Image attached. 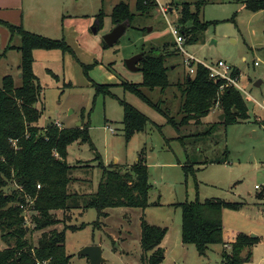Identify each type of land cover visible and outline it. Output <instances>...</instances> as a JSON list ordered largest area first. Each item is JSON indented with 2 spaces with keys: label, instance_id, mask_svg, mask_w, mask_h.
<instances>
[{
  "label": "rangeland",
  "instance_id": "obj_1",
  "mask_svg": "<svg viewBox=\"0 0 264 264\" xmlns=\"http://www.w3.org/2000/svg\"><path fill=\"white\" fill-rule=\"evenodd\" d=\"M154 2L155 8L149 15L136 14L132 26L120 41L108 48L102 37L115 27L110 21L115 6L126 3L134 12L135 0H22L23 30L45 39L64 41L70 48V52H33L32 72L42 89V115L38 128L58 122L63 128H80L81 114L83 122L89 121L90 125L88 135L94 151L89 143H77L68 148L67 162L79 167L72 173L75 179L69 192L79 198L96 193L102 176L99 162L113 170L129 167L138 158L148 167V180L152 185L148 198L150 205L144 210L114 207L105 210V217L98 219L95 210L83 209L87 200L84 197L78 200L80 208L72 209L64 216L55 213L61 223L51 230L60 232L68 226L83 227L75 232H65V250L71 256L68 264H88L87 258L77 256L84 246L100 247L104 264H144L140 248L142 221L166 228L161 248H166L167 253L162 264H224L225 254L236 255L241 264H264V131L258 124L264 119L263 13L249 12L239 0ZM184 4H191L192 8L198 4L201 8L199 20L208 23L205 32L197 33L195 37L187 36V42L182 44L184 52L193 55L199 63L213 66L221 61L239 72L236 77L239 89L232 88L246 103L247 120L238 124L221 123V110L216 104L197 128L178 134L166 124V118L119 86L127 82L141 83L140 72L126 69L128 58L142 50L162 49L168 55L165 65L171 87L163 91L143 88L142 92L151 103L168 110L170 117L180 119L181 93L175 85L193 74L184 64L185 54L177 49L170 27H178ZM161 7L166 8L165 16ZM171 8L173 10L169 12ZM99 14L102 15V26L95 19ZM0 20L5 21L2 17ZM95 21L98 31L93 34ZM135 28L146 29V32ZM148 28H151L149 33ZM20 44L18 36L10 41L7 28L0 25V86L5 76H11L16 85L20 84L21 58L15 49ZM9 46L15 48L7 49ZM89 66L91 68L84 72L83 67ZM257 81L261 82L259 87H255ZM95 83L113 85L114 97L95 96L92 85ZM120 101L130 104L149 119L144 131L134 134L129 142L123 135ZM78 123L80 126L76 127ZM211 123L221 125H216L212 136H199ZM180 136H190L184 139L185 148L178 140ZM97 155L100 157L98 162ZM215 160L225 162L210 163ZM187 163L194 176L191 172L185 175L182 167ZM12 189L8 187L5 191ZM196 195L201 201L212 198L241 204L239 211H222L223 227L226 232L232 229L250 237L254 235L262 242L236 254L230 247H224L229 246V240L224 245H212L205 255H199L193 246L183 245L178 206L194 202ZM40 233H29L34 245ZM5 247L0 238V251Z\"/></svg>",
  "mask_w": 264,
  "mask_h": 264
},
{
  "label": "trees",
  "instance_id": "obj_2",
  "mask_svg": "<svg viewBox=\"0 0 264 264\" xmlns=\"http://www.w3.org/2000/svg\"><path fill=\"white\" fill-rule=\"evenodd\" d=\"M246 10L251 13L262 12L264 19V0H239ZM134 12L128 5L120 3L115 6L110 21L114 26L124 24L125 21L131 27L138 16H148L150 10L155 8L154 0H135ZM172 9V8H171ZM200 6L192 8L191 4L181 7L178 18L177 30L187 42V36L195 37L197 33L206 31L208 23L199 20ZM173 10V9H172ZM171 10V11H172ZM102 15L96 16V21L102 26ZM0 25L5 26L9 32L10 41L14 36L20 39V46L15 48L21 58L19 72L20 84L16 85L11 76H5L0 86V238L6 247L0 251V264H68L71 256L66 254V231L75 232L83 227L68 226L60 232L52 229L60 224L55 213H62L80 208L76 194L69 192V187L74 181L72 173L76 166L67 163V149L75 143H89V121L83 122L80 128H58L56 124H48L45 128H38L37 123L42 115L40 109L42 89L37 83V78L32 72L34 63L33 52L61 51L70 52V48L64 41H53L38 35L25 32L20 25H11L0 20ZM146 32L145 29H137ZM264 34V29H263ZM105 45V44H104ZM166 47V46H165ZM7 49H14L9 46ZM164 49V47H163ZM161 49L151 48L140 52L143 59L140 62L139 71L142 76L141 83H121L124 92H130L142 103L152 107L157 114L166 118V124L170 125L176 133L183 134L202 124L212 109L218 104L224 117V124H238L241 120H247V106L242 96L232 87H226L220 93L222 82H216L209 77V70L200 64H192L195 72L186 76L182 83L177 82L181 93V103L178 111L180 119L170 117L168 110H162L142 92L143 88L166 90L171 87L169 83V70L165 65L168 55ZM93 67V66H92ZM91 67H83L87 72ZM239 72L233 70L232 77L236 78ZM95 88V96H113L112 86L92 84ZM123 109V135L129 140L136 133L143 132L149 119L139 113L130 104L120 101ZM211 123L201 137H209L214 134L216 125ZM258 124L264 131V119ZM190 136H180L178 140L185 148L184 139ZM199 141V140H197ZM90 148L94 151L92 144ZM96 161H100L99 155ZM223 161H211L219 163ZM102 169V176L98 182L96 193L89 195L83 209H93L97 212L98 219L105 217V210L114 207L135 208L144 210L149 203V193L152 185L149 183V171L145 162L138 158L129 166L117 169H109L98 163ZM185 175L192 172L189 163L182 167ZM40 186V189L37 187ZM12 187L11 192L5 189ZM197 187V185H196ZM194 202L179 204L181 214V243L193 246L199 255H205L207 250L216 244H223L222 211H239L241 204L224 202L219 199L201 201L197 195ZM27 200L33 202L28 211L31 227L25 225L23 211L20 206L27 204ZM51 230V231H49ZM41 232V236L34 245L30 240L31 232ZM140 248L141 259L144 264H162L164 251L160 247L167 231L145 222L140 224ZM261 238H251L247 234L234 233L230 238L229 247L233 254L245 247L259 244ZM224 264H241L236 260V255H223Z\"/></svg>",
  "mask_w": 264,
  "mask_h": 264
},
{
  "label": "built area",
  "instance_id": "obj_3",
  "mask_svg": "<svg viewBox=\"0 0 264 264\" xmlns=\"http://www.w3.org/2000/svg\"><path fill=\"white\" fill-rule=\"evenodd\" d=\"M161 12L165 16L166 15V8L164 9L161 7ZM171 33L173 35V38H175V44L177 46V49L182 53L185 54L184 58V64L190 69V73L193 74L195 72L194 67H192V64H200L205 69L209 70V77L215 81L222 82L223 86L220 87V90H224L225 87H235L239 89V86L237 83V78L232 77L233 69H231L229 66H227L224 62H217L215 65H205L203 63L197 62V60L193 57V55H188V53L184 52L182 44L185 42V39L182 38V36L179 34L177 28L172 29L170 27ZM56 126L61 129V125L59 123H56ZM109 131L112 133L113 129H109ZM40 189V186L37 187ZM255 189H258L257 186H255ZM27 204L21 205L20 208L23 211V218L25 219V225L30 227L29 224V218H28V211L30 207L32 206L33 202L30 200L26 201ZM226 248H229V246L224 245ZM36 264H45V262H37Z\"/></svg>",
  "mask_w": 264,
  "mask_h": 264
},
{
  "label": "water",
  "instance_id": "obj_4",
  "mask_svg": "<svg viewBox=\"0 0 264 264\" xmlns=\"http://www.w3.org/2000/svg\"><path fill=\"white\" fill-rule=\"evenodd\" d=\"M172 9H169V12H171ZM96 26H93V34L97 33L98 31V24H96V21L94 23ZM129 24L125 21L124 24L116 25L108 34H105L102 37V40L104 41L105 45L110 48L117 44L120 41V38L124 36L126 33V30L128 29ZM147 32H151V28L147 29ZM143 55L137 54L131 58H128L127 61H125V67L130 72H140L138 68V64L142 61ZM21 74L19 75V77ZM260 81H257L255 83V87H259L261 84ZM224 117L222 115L219 116V121L222 122ZM80 126V123L76 127ZM253 239L256 238V236H251ZM77 256L80 258H87L88 264H104L105 260L102 256V249L97 246H84L82 250H80L77 253Z\"/></svg>",
  "mask_w": 264,
  "mask_h": 264
},
{
  "label": "crops",
  "instance_id": "obj_5",
  "mask_svg": "<svg viewBox=\"0 0 264 264\" xmlns=\"http://www.w3.org/2000/svg\"><path fill=\"white\" fill-rule=\"evenodd\" d=\"M22 10H23L22 9V0H0V17H2V19L5 20L4 22L8 21V23L11 25L22 26V23H23ZM59 124L61 125V123H59ZM61 127H62V125H61ZM75 144H77V143H75ZM71 146H73V145H71ZM71 146H69V147H71ZM67 153H68V149H67ZM68 156H69V153H68ZM68 156H67V159H68ZM114 161H116V160H114ZM77 168H79V167H76V170H78ZM73 178H74V176H73ZM222 225H223V222H222ZM223 229H224L223 244H224V242H227L228 240L230 241V238L233 236V232L234 233H240L239 231H236V230L234 231L232 229H230V230L228 229V231L226 232L224 227H223ZM256 238H258V237H256ZM260 242H262V239ZM161 245H162V243H161ZM161 245H160V247H161ZM163 251H164V258H165V254L167 253V249L165 248V250H163Z\"/></svg>",
  "mask_w": 264,
  "mask_h": 264
},
{
  "label": "flooded vegetation",
  "instance_id": "obj_6",
  "mask_svg": "<svg viewBox=\"0 0 264 264\" xmlns=\"http://www.w3.org/2000/svg\"><path fill=\"white\" fill-rule=\"evenodd\" d=\"M128 24H129V23H128ZM128 28H130V26H128ZM145 31H146V29H145ZM139 64H140V63H139ZM139 64H138V65H139Z\"/></svg>",
  "mask_w": 264,
  "mask_h": 264
}]
</instances>
